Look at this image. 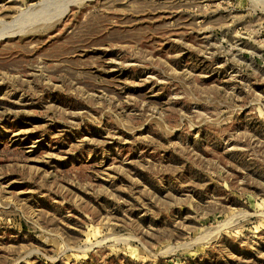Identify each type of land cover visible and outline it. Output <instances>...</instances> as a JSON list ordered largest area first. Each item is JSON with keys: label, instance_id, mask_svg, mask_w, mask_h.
I'll list each match as a JSON object with an SVG mask.
<instances>
[{"label": "rangeland", "instance_id": "374dc122", "mask_svg": "<svg viewBox=\"0 0 264 264\" xmlns=\"http://www.w3.org/2000/svg\"><path fill=\"white\" fill-rule=\"evenodd\" d=\"M0 264H264V0H0Z\"/></svg>", "mask_w": 264, "mask_h": 264}]
</instances>
